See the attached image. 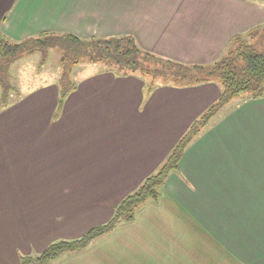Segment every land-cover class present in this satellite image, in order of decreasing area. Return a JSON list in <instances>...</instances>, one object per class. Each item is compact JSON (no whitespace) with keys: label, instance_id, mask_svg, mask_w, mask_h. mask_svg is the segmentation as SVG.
<instances>
[{"label":"crops","instance_id":"obj_1","mask_svg":"<svg viewBox=\"0 0 264 264\" xmlns=\"http://www.w3.org/2000/svg\"><path fill=\"white\" fill-rule=\"evenodd\" d=\"M264 24L249 0H0V35L132 36L157 56L211 64ZM57 114L58 82L0 109V264L84 236L167 158L220 95L120 77L79 78ZM53 264H264V98L216 115L161 198Z\"/></svg>","mask_w":264,"mask_h":264},{"label":"trees","instance_id":"obj_2","mask_svg":"<svg viewBox=\"0 0 264 264\" xmlns=\"http://www.w3.org/2000/svg\"><path fill=\"white\" fill-rule=\"evenodd\" d=\"M249 1L264 3V0ZM54 47L66 51L62 58L64 71L58 81L56 117L67 96L76 89L70 79L72 72L66 65L68 62L76 64L82 57L120 77H145L148 94L158 84L182 88L214 83L219 87L220 95L194 120L159 168L115 206L109 221L78 239L56 240L39 254L22 256L20 264H53L64 255L84 251L119 225L133 222L141 208L161 198L168 177L178 171L187 147L224 107L238 97L243 99L242 102L264 98V24L233 36L222 57L211 64H185L157 56L140 48L132 36L82 39L70 33L43 32L21 41L0 35V109L14 103L13 95L20 98L13 83V63L37 51L45 55Z\"/></svg>","mask_w":264,"mask_h":264},{"label":"rangeland","instance_id":"obj_3","mask_svg":"<svg viewBox=\"0 0 264 264\" xmlns=\"http://www.w3.org/2000/svg\"><path fill=\"white\" fill-rule=\"evenodd\" d=\"M65 52L63 48L54 47L50 48L45 55L37 51L32 55L16 60L13 63L11 72L14 86L20 97L38 88L57 83L64 71L62 58ZM84 58L82 57L76 64L72 62L67 63L66 67L72 72L70 76L72 82H76L79 78L87 76L89 73L105 70L99 63L94 64ZM11 100L16 101L18 98L13 95ZM240 101L242 102L243 99L239 97L234 99L223 108L221 114L238 105Z\"/></svg>","mask_w":264,"mask_h":264}]
</instances>
